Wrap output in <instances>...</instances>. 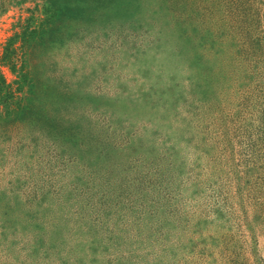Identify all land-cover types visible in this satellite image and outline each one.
Masks as SVG:
<instances>
[{"label":"rangeland","instance_id":"rangeland-1","mask_svg":"<svg viewBox=\"0 0 264 264\" xmlns=\"http://www.w3.org/2000/svg\"><path fill=\"white\" fill-rule=\"evenodd\" d=\"M66 5L0 13V264H264V0Z\"/></svg>","mask_w":264,"mask_h":264},{"label":"trees","instance_id":"trees-1","mask_svg":"<svg viewBox=\"0 0 264 264\" xmlns=\"http://www.w3.org/2000/svg\"><path fill=\"white\" fill-rule=\"evenodd\" d=\"M12 1L13 0H0V13L3 10H5V8ZM29 1H42L45 5V8H44L45 15L42 18L41 23H40L41 30H35V32L38 31V32L52 33L55 29V26L57 24H64V22H66V20L68 19L70 15L69 9L66 5V0H29ZM14 43L15 42H13V38H10L9 42L4 48V54L2 56L4 62L9 64L12 67V69L16 68V64L18 60L17 50H16ZM21 75L25 76V73ZM3 90L4 88L2 87V85H0V94Z\"/></svg>","mask_w":264,"mask_h":264}]
</instances>
